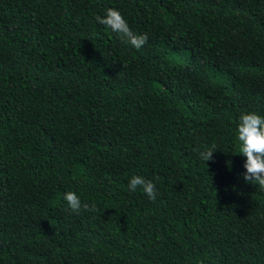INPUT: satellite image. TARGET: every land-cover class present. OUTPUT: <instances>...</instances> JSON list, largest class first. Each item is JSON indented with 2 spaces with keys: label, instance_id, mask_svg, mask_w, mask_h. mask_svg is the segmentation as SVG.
Masks as SVG:
<instances>
[{
  "label": "trees",
  "instance_id": "trees-1",
  "mask_svg": "<svg viewBox=\"0 0 264 264\" xmlns=\"http://www.w3.org/2000/svg\"><path fill=\"white\" fill-rule=\"evenodd\" d=\"M247 112L264 116V0H0V264H264Z\"/></svg>",
  "mask_w": 264,
  "mask_h": 264
},
{
  "label": "clouds",
  "instance_id": "clouds-1",
  "mask_svg": "<svg viewBox=\"0 0 264 264\" xmlns=\"http://www.w3.org/2000/svg\"><path fill=\"white\" fill-rule=\"evenodd\" d=\"M96 21L112 32L118 33L123 42L130 44L136 50L141 49L147 43V34L134 33L117 9L107 8L103 17L96 16ZM236 138L240 144L239 153L246 157L244 164L246 172L243 174V179L245 182L258 185L259 190L264 191V116L255 112L241 114L236 129ZM215 151V145H213L207 150L199 151L198 156L204 162L211 161ZM138 188L149 200H156L157 190L152 180L139 175L132 176L128 181L127 190L136 192ZM62 199L73 213L79 214L81 210L97 211L95 202L82 204L80 197L73 191L64 193Z\"/></svg>",
  "mask_w": 264,
  "mask_h": 264
}]
</instances>
